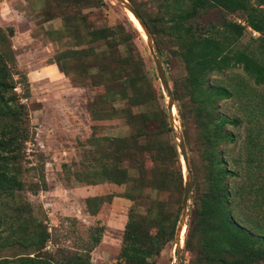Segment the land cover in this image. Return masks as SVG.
<instances>
[{
    "label": "trees",
    "instance_id": "obj_1",
    "mask_svg": "<svg viewBox=\"0 0 264 264\" xmlns=\"http://www.w3.org/2000/svg\"><path fill=\"white\" fill-rule=\"evenodd\" d=\"M51 1L72 6L90 2L97 11L105 7L102 0ZM126 1L138 14L156 46L165 50V43L168 45L164 57L160 50L166 73L171 72L172 61H177L183 70V76L173 81L171 96L182 136H186L189 125L197 131L198 152L206 166L204 189L192 183L193 208L182 239L184 252L190 254L187 264L264 263V230L253 229L233 217L228 198V177L239 175L237 169L242 167L228 162L229 158L226 163V149L220 146L234 143V135L225 127H237L240 119L216 113L218 101L246 97L243 107L247 114L254 116L257 112L255 116L264 117V101L251 105L256 94L242 79L233 84H207L211 73L240 68L254 85L264 86V0H148L154 5L153 13L143 6V1ZM215 11L219 17L214 16ZM232 15L236 16L235 20L229 19ZM62 20L63 27L58 34L64 39L102 41V49L96 56L101 58L97 69L107 76L109 85L106 93L96 98L95 107L90 108V121L99 124L121 121L130 131L125 137L106 136L96 134V128L91 127L88 145L94 149L84 154L92 161L89 167L93 174L86 184L121 187L123 190L118 197L132 204L127 210L113 264H155L161 250L173 242L180 211L179 203L171 207L160 196L163 193L168 197L181 195L183 177L166 108L143 71L141 57L134 47L133 40L139 33L135 28L133 33L127 32L120 24L84 29L81 33L69 23L70 19L66 21L64 16ZM81 20L84 23L83 15ZM245 30L256 33L252 35L251 44L240 42ZM10 36L0 29V254L12 247L20 253L9 258L0 256V264H91L90 253L99 243L103 228L94 227L87 240L79 239V251L58 248L48 254L43 249L49 233L41 222L33 221V207L22 195L25 191L32 195L38 189L45 191L46 184L39 175H35V181L25 180L36 170L24 153L25 143L33 140L34 133L26 107L15 91L16 85L27 88L28 81L26 75L16 69ZM94 54L92 49H71L57 55L50 64H55L65 74L59 64L61 56L79 60ZM108 54L112 61L117 60L116 66L110 64ZM233 81L234 78L229 80ZM88 85L99 87L97 82ZM26 88L25 99L29 97ZM110 101L122 105L110 112L102 110ZM256 144L247 137L242 142L246 166L254 163L251 159L254 153L249 152ZM38 169L41 170V166ZM249 172L253 181L246 191L250 202L244 209L260 212L264 210L261 207L264 204L263 161H255ZM74 177L80 179L79 172H75ZM83 202L86 212L93 216L103 199L93 196ZM252 231L258 233L257 236Z\"/></svg>",
    "mask_w": 264,
    "mask_h": 264
},
{
    "label": "rangeland",
    "instance_id": "obj_2",
    "mask_svg": "<svg viewBox=\"0 0 264 264\" xmlns=\"http://www.w3.org/2000/svg\"><path fill=\"white\" fill-rule=\"evenodd\" d=\"M137 1H143V6L153 13L152 2ZM102 2L105 7L97 11L94 4L90 2L88 5L80 6H78L79 4L60 5L57 2L58 7L51 0H0V29L11 35L9 40L15 53L16 69L24 73L28 81L27 88L25 85H16L15 87V91L20 97V103L26 107L29 125L34 133L33 140L25 143L24 153L30 165L36 170L31 171L25 180L27 182L35 181L37 178L35 175H39V177H43L46 184L45 191L38 189L34 195L25 191L22 192V195L33 207L31 213L33 221L41 222L49 233L43 249L48 254H52L58 248L79 251V239L87 240L94 227L103 228L99 235V243L90 253L91 264H113L115 262L127 210L132 208V204L125 199L121 204L113 203V199L121 195L123 188L109 184L94 186L86 184L93 175L92 168L89 167L92 161L88 157H84L86 151L94 149V146L88 145L91 127L96 128L98 132L96 134L106 136L125 137L130 131L122 126L121 121L112 120L100 124L90 121V108L95 107L96 98L103 96L109 85L107 76L101 75L97 69L101 58L96 56L102 49V41L89 43L88 38L64 39L58 34V31L63 27L62 17L64 16L66 21L70 19L69 23L73 24L81 33H84V29L91 30L116 24H120L124 30L127 32L130 30L131 33H133V28L141 30L136 21L132 20L115 0H102ZM81 15L84 16V23H82ZM214 16L219 17L220 15L215 11ZM235 18V15L229 16L230 20H235ZM138 33V37L133 40L134 47L141 57L143 71L147 73L152 88L160 95V102L166 108V93L157 79L153 60L144 38L141 37L142 33ZM253 37L251 32L245 30L240 42L243 45L251 44L250 40ZM165 45L164 49L166 50L168 45L166 43ZM71 49H92L95 54L85 56L79 59L80 61L61 56L59 64L65 71V74H62L56 65L50 64V62H54L57 55L69 52ZM120 49L122 50L121 47ZM157 50L159 54L161 50L163 57L165 56V50L158 47ZM110 54L107 56L108 60L111 65L116 66L117 60L112 61ZM160 57L162 60L163 57L161 55ZM171 64V69L169 68L171 72L168 74L162 63L170 93L173 81H177L183 76V70L179 63L172 61ZM233 78L235 81L229 82ZM239 79H242L248 89L251 88L256 94V98H252L251 105L259 100L264 101V86L254 85L240 68L225 70L219 74L211 73L207 77V84H233ZM95 82L99 83V87L92 88L88 85H95ZM25 88L29 92L27 99L24 98ZM246 101V97H241L239 100L227 99L216 103V113L230 119L234 117L240 119V124L237 127H225L226 131L234 135V143L222 144L220 148L226 149L225 155L227 156L224 158L226 163L229 158L228 162L233 161L242 167L237 169L239 175L228 177L227 180L231 214L238 220L246 222L249 227H254L253 229L264 230V210L258 212L254 209H244V206L250 202L246 195V191L253 181L249 172L250 167L259 159L264 164V117L255 116L259 114L257 112L254 116L247 114L243 107ZM121 105L110 101L106 105H101V109L110 112L111 109H118ZM173 109L175 111L174 104ZM132 111L134 112L135 109ZM173 118L175 132L180 134L182 128L176 111ZM186 132V136H182V139L186 153V165L192 179L190 199L186 204L185 220L187 221L193 208L192 183L194 181L201 190L204 189L203 176L206 166L198 152L199 136L197 131L189 125L186 127ZM245 137L250 142L257 143L256 147H249L251 151L249 153H254L251 157L254 163L248 166L244 164L245 150L242 147ZM173 141L175 143L177 140L173 138ZM256 148L260 150H256ZM176 150L183 177L186 174L177 146ZM62 164L65 165L63 168ZM40 166L41 170L38 169ZM253 171L258 172L259 170ZM75 172H79L80 179L74 177ZM93 196H100L103 203L98 211L90 216L84 208L83 201L85 198ZM160 199L170 203L171 207L178 203L180 207L182 194L168 197L163 193ZM261 207L263 208L264 204ZM259 217L262 219H258ZM252 232L257 236L258 233ZM17 253H20L19 250L12 247L1 252L0 256L9 258ZM189 258L190 254L183 250L182 241L180 243L181 264H187ZM155 264H176L173 242L161 250L159 256L155 258Z\"/></svg>",
    "mask_w": 264,
    "mask_h": 264
},
{
    "label": "water",
    "instance_id": "obj_3",
    "mask_svg": "<svg viewBox=\"0 0 264 264\" xmlns=\"http://www.w3.org/2000/svg\"><path fill=\"white\" fill-rule=\"evenodd\" d=\"M115 1L125 12L130 13L132 15V17L135 19L136 23L139 25L141 30L140 31L137 30V31L142 33L141 37L144 38L146 45H147V48H148V51L150 53V56L153 60L157 79H158L159 83L161 84V86L163 87V89L166 93V97H167V104H166L167 118H168V122H169V125L171 128L172 136L174 139L177 140L175 143H176L179 155H180V159H181V163H182L184 172L186 174V176H183L182 199H181L180 211H179V216H178L177 225H176L175 232H174V239H173V243L175 246L176 264H181V261H180V243L182 242V236H183L184 230H185L186 204H187V201L190 199L191 181H192L191 176H190V172L187 169V165H186V153H185L182 135H181V133L177 134V132H175V122H174L173 113H172L173 100H172V96H171V93H170V90H169V87H168V84L166 81L164 70L162 68V60H161L160 54L157 50V47L154 44L153 38L149 34L147 28L143 24L142 20L140 19V17L138 16L136 11L132 7V5H130L126 0H115Z\"/></svg>",
    "mask_w": 264,
    "mask_h": 264
},
{
    "label": "crops",
    "instance_id": "obj_4",
    "mask_svg": "<svg viewBox=\"0 0 264 264\" xmlns=\"http://www.w3.org/2000/svg\"><path fill=\"white\" fill-rule=\"evenodd\" d=\"M123 201H124V199H121V198H119V197H115L114 199H113V203H115V204H121V203H123Z\"/></svg>",
    "mask_w": 264,
    "mask_h": 264
},
{
    "label": "bare ground",
    "instance_id": "obj_5",
    "mask_svg": "<svg viewBox=\"0 0 264 264\" xmlns=\"http://www.w3.org/2000/svg\"><path fill=\"white\" fill-rule=\"evenodd\" d=\"M127 14H128V16H129L130 18H132V20L135 21V19L132 17V15H131L130 13L127 12ZM172 113H173V115H174V113H175L174 109H172Z\"/></svg>",
    "mask_w": 264,
    "mask_h": 264
},
{
    "label": "built area",
    "instance_id": "obj_6",
    "mask_svg": "<svg viewBox=\"0 0 264 264\" xmlns=\"http://www.w3.org/2000/svg\"><path fill=\"white\" fill-rule=\"evenodd\" d=\"M252 35H256V33L252 32Z\"/></svg>",
    "mask_w": 264,
    "mask_h": 264
}]
</instances>
